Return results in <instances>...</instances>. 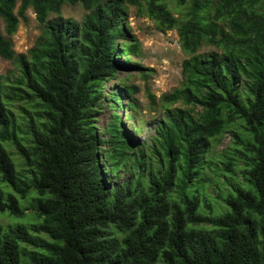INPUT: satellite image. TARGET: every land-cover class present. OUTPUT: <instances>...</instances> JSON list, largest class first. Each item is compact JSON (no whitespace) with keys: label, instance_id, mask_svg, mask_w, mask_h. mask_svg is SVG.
I'll use <instances>...</instances> for the list:
<instances>
[{"label":"trees","instance_id":"16d2710c","mask_svg":"<svg viewBox=\"0 0 264 264\" xmlns=\"http://www.w3.org/2000/svg\"><path fill=\"white\" fill-rule=\"evenodd\" d=\"M131 7L176 31L186 57L149 150L116 111L107 138L97 128L107 82L145 72ZM30 8L44 38L17 54ZM0 58L20 68L0 75V219L23 217L22 202L38 219L0 222V264H264V0H0Z\"/></svg>","mask_w":264,"mask_h":264},{"label":"rangeland","instance_id":"374dc122","mask_svg":"<svg viewBox=\"0 0 264 264\" xmlns=\"http://www.w3.org/2000/svg\"><path fill=\"white\" fill-rule=\"evenodd\" d=\"M171 3L173 0H169ZM86 11L81 5H66L62 9V17L73 19L76 22H82ZM27 19L21 21L16 35L12 38L14 50L17 54H28L44 38L43 28L36 19V15L30 8L26 13ZM127 26L132 35H135L141 44V54L139 57L133 56V63L145 69L141 74L140 69H133L129 72L120 71L115 78L109 80L105 86L104 109L98 117L97 128L104 138L106 127L112 122L114 111L119 115L123 131L127 136H133L142 150H149L153 145V139L156 137L157 127L167 117L166 111L162 107L161 98L181 87L182 65L186 59L179 44V37L176 31L161 33L157 30L154 21L140 15L135 7H131L127 19ZM122 42H118L121 45ZM211 48H204L202 52H207ZM124 62V58L119 57ZM20 74L19 66L7 60L0 58V75L7 76L14 80ZM136 87L138 92L132 97L125 96V86ZM113 94L122 95V108L112 109L109 107ZM134 104L130 108V104ZM118 105V104H117ZM120 105V104H119ZM184 105L176 104L171 107L172 110L182 108ZM139 130V132H138ZM231 135H226L223 143L215 149H212V155L221 154L227 148ZM19 173H27V168L14 149L10 150ZM128 173L124 172L119 178L109 179L108 182L113 185L124 183L127 180ZM0 188L6 189L3 183ZM210 193L211 190L209 191ZM213 195V194H211ZM25 209L23 217H3L0 222L3 225L24 223L33 224L38 222L35 213L30 209L29 203L22 202ZM22 264H32L29 259H24Z\"/></svg>","mask_w":264,"mask_h":264}]
</instances>
